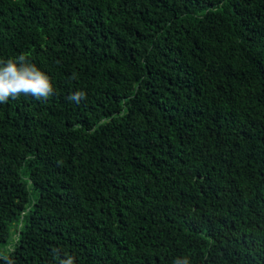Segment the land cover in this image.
I'll return each instance as SVG.
<instances>
[{"label": "trees", "instance_id": "trees-1", "mask_svg": "<svg viewBox=\"0 0 264 264\" xmlns=\"http://www.w3.org/2000/svg\"><path fill=\"white\" fill-rule=\"evenodd\" d=\"M21 54L0 264H264V0H0Z\"/></svg>", "mask_w": 264, "mask_h": 264}, {"label": "clouds", "instance_id": "clouds-1", "mask_svg": "<svg viewBox=\"0 0 264 264\" xmlns=\"http://www.w3.org/2000/svg\"><path fill=\"white\" fill-rule=\"evenodd\" d=\"M22 95L46 102L54 95L51 77L31 63L24 54L0 60V103H7L9 99H17ZM85 98L86 93L83 91L68 96L70 101L76 103ZM61 264H72V260L69 258ZM173 264H190V261L186 257L177 258Z\"/></svg>", "mask_w": 264, "mask_h": 264}]
</instances>
